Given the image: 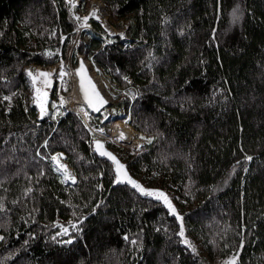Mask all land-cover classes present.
I'll return each instance as SVG.
<instances>
[{
	"label": "trees",
	"instance_id": "obj_1",
	"mask_svg": "<svg viewBox=\"0 0 264 264\" xmlns=\"http://www.w3.org/2000/svg\"><path fill=\"white\" fill-rule=\"evenodd\" d=\"M102 1L133 44L78 50L134 92L152 140L109 147L155 198L116 184L79 116L37 119L24 70L67 57L65 1L0 0V264H264V0Z\"/></svg>",
	"mask_w": 264,
	"mask_h": 264
},
{
	"label": "rangeland",
	"instance_id": "obj_2",
	"mask_svg": "<svg viewBox=\"0 0 264 264\" xmlns=\"http://www.w3.org/2000/svg\"><path fill=\"white\" fill-rule=\"evenodd\" d=\"M76 10L80 12L82 18H75L76 20L74 19L76 24L73 30L74 36L72 37V41L69 44L67 57L65 58L62 55L63 53L59 48L56 50V54L59 57L57 62H54L53 64L47 66L32 65L25 68H30L32 71H34L38 83L41 85V87L51 91L52 98L50 101L49 113L47 116L49 118L48 120L54 121L56 120V118L55 116H52V114L54 113L58 105L57 90L58 94L61 93L65 95H69L72 91V84L70 82L69 76L71 70H74L75 64L73 63V59L71 58V56L72 54L75 57H77L78 55H83L92 75L99 85V88L105 94H107L110 101V105L97 117L91 115L88 117L89 125L92 128L96 129V134L100 131L101 133L98 134L99 136H105L110 140L113 138L114 129L120 124L124 125V127L126 128L131 129L137 135L134 144L128 142H120L119 140L115 139H112L111 141L108 140L107 143L108 145H111L119 151L135 154L139 151V149H141L144 145L148 144L152 140V136L145 135L139 131H136L129 122L130 111L128 107H125L123 104L119 103L121 100H125L126 102H128V104H131V102L134 100V92L129 90L128 88L125 89L123 86L118 84V82L112 78L110 73L106 72L102 67L97 65L92 58L86 56L83 52L78 50L80 44L85 50L86 43L89 41L90 37L93 36L101 39L103 45H113L114 40L112 38L118 37L123 39V42L126 43L124 45L125 48L132 46L131 44H133V41L128 31L132 20L130 18L116 20L107 11L102 0H86V6H84L82 9H75L74 11ZM100 14L101 17H99ZM93 22L98 24L100 29L96 28ZM61 36L62 38L65 37V35ZM64 82L66 88L62 87V84ZM59 84L61 86H58ZM81 120L83 121V119ZM83 123L86 126L84 121ZM90 133L93 136V133ZM59 159L60 160L51 161L61 181L64 184L74 183L76 181L74 169L70 166V164L66 160V157ZM62 165H64V167H62ZM69 171L71 172L70 178H68V174H70Z\"/></svg>",
	"mask_w": 264,
	"mask_h": 264
},
{
	"label": "water",
	"instance_id": "obj_3",
	"mask_svg": "<svg viewBox=\"0 0 264 264\" xmlns=\"http://www.w3.org/2000/svg\"><path fill=\"white\" fill-rule=\"evenodd\" d=\"M108 44V43H107ZM25 76L29 81L31 104L34 107L37 119L47 118L49 113L52 93L50 90L41 87L37 77L30 68H25ZM77 91L84 103V107L90 115L101 114L109 105L110 101L106 94L99 88L94 76L92 75L83 55L76 57L74 67ZM90 132L93 133L92 147L98 158L109 162L116 175V184L126 185L135 190L141 197L154 199V194L148 192L142 183L128 171L126 164L109 147L108 140L96 135L89 121L85 123Z\"/></svg>",
	"mask_w": 264,
	"mask_h": 264
},
{
	"label": "built area",
	"instance_id": "obj_4",
	"mask_svg": "<svg viewBox=\"0 0 264 264\" xmlns=\"http://www.w3.org/2000/svg\"><path fill=\"white\" fill-rule=\"evenodd\" d=\"M64 1L68 5L69 12H70V14H71L73 19L82 18V15L80 14V12L77 11V10L76 11H74V10L75 9H82L84 6H86V0H64ZM71 11H72V13H71ZM99 17H101V14L99 15ZM85 23H86V20H85ZM73 76H74V70H71L69 79H70V82L72 84V91H71V93L69 95H65V94H61V93L58 94V90H57L58 105H57V108L55 109L54 113L52 114V116H55L56 119H59L61 116L65 115L67 113L76 114L74 111H72V108H71V105H70L72 103V101H73L72 97H73V93L75 91ZM58 86H61V85L59 84ZM62 87L66 88L65 82L62 84ZM75 88H76V85H75ZM80 105H82V104L80 103ZM82 106H83V108L85 110V113H86L85 114L86 119H85V116H83V115H80V117L86 123V122L89 121V118H88L89 114H88L87 110L84 107V103H83ZM47 119H49L48 116H47ZM63 157H65V155L63 153L56 152V153L51 155V160H53V161L54 160H60L59 158H63ZM62 167H64V165H62ZM68 175H69L68 178H70L71 172ZM73 176H74V174H73ZM75 178H76V175H75Z\"/></svg>",
	"mask_w": 264,
	"mask_h": 264
},
{
	"label": "bare ground",
	"instance_id": "obj_5",
	"mask_svg": "<svg viewBox=\"0 0 264 264\" xmlns=\"http://www.w3.org/2000/svg\"><path fill=\"white\" fill-rule=\"evenodd\" d=\"M73 80H74V89H75V91H74L73 97H72L73 101H72V103L70 105H71L72 111H74L77 115L85 116L86 113H85V110H84V108L82 106L83 105V101H82V99H81V97H80V95H79V93L77 91V87L75 88V85H76L75 75L73 76ZM108 99H109V97H108ZM80 103L82 105H80ZM85 119H86V116H85ZM93 131L96 134V132H95L96 129L93 128ZM99 133H101V132L99 131L96 135H98ZM113 134L114 135H113L112 139L119 140L120 142H128V143H131V144H134L135 140L137 138V135L131 129L126 128V127H124V125H121V124L114 129ZM99 137H101L102 139H105V140H110V139L106 138L105 136H99Z\"/></svg>",
	"mask_w": 264,
	"mask_h": 264
}]
</instances>
